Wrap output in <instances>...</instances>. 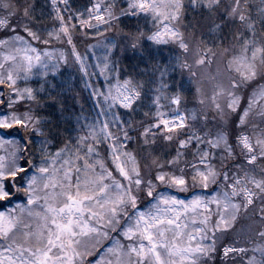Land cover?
<instances>
[{"label": "snow or ice", "instance_id": "6c2138e0", "mask_svg": "<svg viewBox=\"0 0 264 264\" xmlns=\"http://www.w3.org/2000/svg\"><path fill=\"white\" fill-rule=\"evenodd\" d=\"M0 264H264V0H0Z\"/></svg>", "mask_w": 264, "mask_h": 264}]
</instances>
